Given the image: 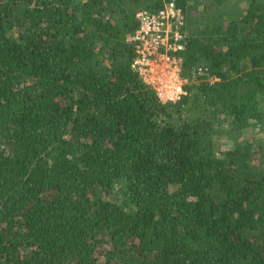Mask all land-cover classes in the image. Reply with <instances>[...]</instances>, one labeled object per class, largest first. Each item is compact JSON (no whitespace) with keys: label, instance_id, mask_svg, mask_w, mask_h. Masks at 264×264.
Listing matches in <instances>:
<instances>
[{"label":"trees","instance_id":"16d2710c","mask_svg":"<svg viewBox=\"0 0 264 264\" xmlns=\"http://www.w3.org/2000/svg\"><path fill=\"white\" fill-rule=\"evenodd\" d=\"M170 1L187 95L163 104L129 39ZM197 1L0 0V264H264L261 147L217 145L259 111L264 5L201 28Z\"/></svg>","mask_w":264,"mask_h":264},{"label":"built area","instance_id":"2783aa9c","mask_svg":"<svg viewBox=\"0 0 264 264\" xmlns=\"http://www.w3.org/2000/svg\"><path fill=\"white\" fill-rule=\"evenodd\" d=\"M139 28L130 37L136 46L133 68L163 104L177 103L186 95L181 53L186 48L185 15L174 1L165 4L158 14H137ZM206 69L200 74L205 75Z\"/></svg>","mask_w":264,"mask_h":264},{"label":"rangeland","instance_id":"374dc122","mask_svg":"<svg viewBox=\"0 0 264 264\" xmlns=\"http://www.w3.org/2000/svg\"><path fill=\"white\" fill-rule=\"evenodd\" d=\"M214 1L216 0H198L196 2L197 7L200 5L198 11L199 14V24L201 28L205 25L203 22L204 19V12L207 13V11H204L203 8H211L213 11L218 10V13L224 20L231 21L232 19L239 17L240 13H244L245 9L249 6V4L253 1H257L259 4L264 5V0H225L221 6H217V8H214ZM207 8V9H208ZM217 12V11H216ZM202 13V14H201ZM209 13V12H208ZM203 25V26H202ZM202 80H205L202 78ZM207 81V80H205ZM215 81V80H211ZM258 97V104L256 117L259 118L257 115L260 116V118L257 120L255 119V116L251 115V119H249L248 127L242 131L239 132H230V134H225L227 128L224 127L219 132V137L217 139V145L220 148H226L230 147L234 144L235 141L245 140L249 139L250 141H253L255 146L259 149V162H264V96L262 93L257 94ZM257 156V158H258ZM256 158V159H257ZM113 202H117L119 204L123 203L122 198V184L117 183L116 188L112 195L109 197Z\"/></svg>","mask_w":264,"mask_h":264}]
</instances>
